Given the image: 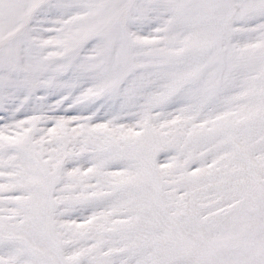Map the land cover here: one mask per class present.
I'll use <instances>...</instances> for the list:
<instances>
[{
    "label": "snow or ice",
    "instance_id": "1",
    "mask_svg": "<svg viewBox=\"0 0 264 264\" xmlns=\"http://www.w3.org/2000/svg\"><path fill=\"white\" fill-rule=\"evenodd\" d=\"M0 264H264V0H0Z\"/></svg>",
    "mask_w": 264,
    "mask_h": 264
}]
</instances>
